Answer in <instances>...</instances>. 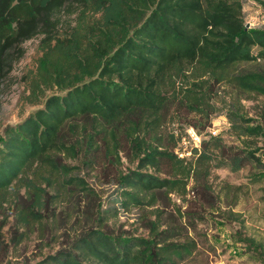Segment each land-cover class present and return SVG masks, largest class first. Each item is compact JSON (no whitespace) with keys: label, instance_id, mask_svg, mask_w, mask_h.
Returning a JSON list of instances; mask_svg holds the SVG:
<instances>
[{"label":"trees","instance_id":"trees-1","mask_svg":"<svg viewBox=\"0 0 264 264\" xmlns=\"http://www.w3.org/2000/svg\"><path fill=\"white\" fill-rule=\"evenodd\" d=\"M244 6L0 0V90L24 44L40 40L23 95L37 108L0 140V210L17 209L12 242L49 224L61 235L34 264H211L200 225L241 221L239 187L217 191L214 171L249 167L264 178V106L250 116L245 105L264 97V28L247 27ZM173 104L193 115L199 147L188 129L163 136ZM220 112L233 142L201 135ZM124 159L136 167L124 171Z\"/></svg>","mask_w":264,"mask_h":264},{"label":"rangeland","instance_id":"rangeland-1","mask_svg":"<svg viewBox=\"0 0 264 264\" xmlns=\"http://www.w3.org/2000/svg\"><path fill=\"white\" fill-rule=\"evenodd\" d=\"M243 1L246 23L249 25L253 22L251 26L249 25V29L264 28V0ZM39 43V39H32L24 44L25 55L13 64L12 70L1 87L0 140L4 137V129L7 126L17 125L37 108V106L26 103L23 95L26 92L25 76L35 67L41 55ZM228 92L229 89L219 92L217 106L223 107L226 104ZM245 105L250 116H256L255 114L264 106V97L246 101ZM192 116L185 110H179L177 105L173 104L163 128V136L167 137L172 132L176 135L181 132L185 134L189 127L187 122ZM229 127L227 117L220 112L214 116L212 126L204 130L201 135L205 137L208 132L220 133L226 141L233 142L236 139L230 135ZM182 146L191 148L188 140H185ZM130 167L133 168L136 165L129 164L126 159L120 166L124 171ZM89 180L96 188H102L104 194L111 192L114 188L109 183H105L109 179H103V177L89 175ZM213 183L219 192L224 189L223 186L226 183L232 187V190L239 187L238 205L234 210L241 214V221L229 222L220 218L215 220L211 218L208 225H200L202 238L207 233L209 242L214 247L211 249V264H264V178L257 177L254 170L249 167L237 172L222 168L214 171ZM16 213V207L10 205L5 210H0V220L7 218L9 222L2 231L6 244L0 256H6V258L0 264H34L57 249L58 243L55 240L61 235L60 232L54 231L52 224L44 227L42 231L36 228L28 232L25 239L15 245L11 238L16 228L14 222ZM120 220L124 221V218ZM22 230L21 228L20 232Z\"/></svg>","mask_w":264,"mask_h":264},{"label":"built area","instance_id":"built-area-1","mask_svg":"<svg viewBox=\"0 0 264 264\" xmlns=\"http://www.w3.org/2000/svg\"><path fill=\"white\" fill-rule=\"evenodd\" d=\"M252 24H253V22L249 23L250 26ZM188 133H189L190 139H192L194 145L199 147L200 146L201 137H199V135L197 134L196 130L194 128H190V129H188ZM187 154H189V153H187ZM181 155H183V154H181Z\"/></svg>","mask_w":264,"mask_h":264},{"label":"water","instance_id":"water-1","mask_svg":"<svg viewBox=\"0 0 264 264\" xmlns=\"http://www.w3.org/2000/svg\"><path fill=\"white\" fill-rule=\"evenodd\" d=\"M247 27L249 28V25L247 24Z\"/></svg>","mask_w":264,"mask_h":264}]
</instances>
